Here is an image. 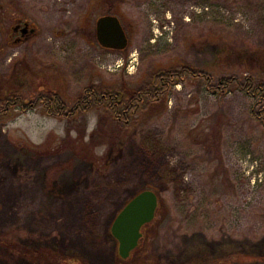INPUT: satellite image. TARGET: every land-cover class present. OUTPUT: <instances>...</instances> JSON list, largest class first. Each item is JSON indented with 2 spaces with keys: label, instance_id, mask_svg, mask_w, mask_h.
I'll return each mask as SVG.
<instances>
[{
  "label": "rangeland",
  "instance_id": "rangeland-1",
  "mask_svg": "<svg viewBox=\"0 0 264 264\" xmlns=\"http://www.w3.org/2000/svg\"><path fill=\"white\" fill-rule=\"evenodd\" d=\"M106 15L125 49L98 45ZM15 18L38 29L22 46ZM182 67L210 82L172 86L129 131L103 107L67 115L86 90L129 95ZM221 78L252 91L216 93ZM259 85L264 0H0V113L27 103L0 122V264H264ZM49 93L63 117L41 104ZM145 190L158 199L146 246L120 261L111 224Z\"/></svg>",
  "mask_w": 264,
  "mask_h": 264
},
{
  "label": "trees",
  "instance_id": "trees-1",
  "mask_svg": "<svg viewBox=\"0 0 264 264\" xmlns=\"http://www.w3.org/2000/svg\"><path fill=\"white\" fill-rule=\"evenodd\" d=\"M247 53L249 52H246V54H244L245 56L242 55V57L244 56L248 60L252 59L255 64L262 63V55L259 52L252 51L250 53V56ZM196 79H200L204 84H208L211 77L207 74H201L197 71H194L188 67L160 71L151 76V79L147 84L129 95H126L122 90H119L120 92L102 91L100 93L93 91V94L88 95L91 104L86 105V103H82V98L81 100H79V102L75 103L74 109L71 112L69 111V114L67 115L75 114L76 116L79 114H83L88 110L90 111L91 109H93V107H103L106 113L110 114V116L114 117L118 122L120 121V123L124 124H121L122 126L119 128L121 132H124L130 126L132 127L133 124L136 123L138 119L135 118L137 116H143L151 108L158 106L164 100L167 92L172 86L179 83L190 82ZM252 84L253 82L251 79H247L244 86H242L240 82L235 78H221L217 82V87L215 88L214 92L220 90L219 93L224 95L230 91L239 89L249 94V92L252 91ZM254 91L255 93L264 91V87L259 85V87H257ZM103 93L105 95V99L101 97ZM250 95L255 96V94ZM40 99L42 100L41 104L44 108H46L47 114L59 118L63 117V111L66 110V104L62 100H59L55 94L49 93L48 96ZM119 100H121L122 104L125 105L127 109L126 111L122 109V107L118 103ZM24 102H20L18 99H13V96L12 98H6L4 102V106H6V108L3 109V111L0 113V122H2L5 117L9 116L11 109L19 107L20 109L25 110V104L27 103ZM145 226L146 225L141 228L142 237L138 241L137 247L131 252V254H133L134 252H138V250H140L138 249L139 247L145 248L147 243L145 236L143 238V228Z\"/></svg>",
  "mask_w": 264,
  "mask_h": 264
},
{
  "label": "water",
  "instance_id": "water-1",
  "mask_svg": "<svg viewBox=\"0 0 264 264\" xmlns=\"http://www.w3.org/2000/svg\"><path fill=\"white\" fill-rule=\"evenodd\" d=\"M95 36L99 46L105 49L120 51L128 44L122 25L115 16L98 18ZM157 205L156 194L145 190L134 196L117 214L111 224L110 234L118 243L117 250L121 259H127L137 247L142 237L140 230L153 220Z\"/></svg>",
  "mask_w": 264,
  "mask_h": 264
},
{
  "label": "flooded vegetation",
  "instance_id": "flooded-vegetation-1",
  "mask_svg": "<svg viewBox=\"0 0 264 264\" xmlns=\"http://www.w3.org/2000/svg\"><path fill=\"white\" fill-rule=\"evenodd\" d=\"M36 34H38V29L35 26V24L29 22L28 20L15 18L13 20V24L9 28V32H8L7 36H8V39H9L11 44L22 46V45L28 43L30 40H32L36 36ZM103 49H105V48H103ZM85 93H86L85 97L82 100L81 99H79V100H81L82 103H86V105H89V104H91V102H90L88 95L93 94L94 92H93V90H88V91L86 90ZM101 97L103 99H105L104 93L102 94ZM79 100L75 101V103L79 102ZM64 103H68V102L64 101ZM118 103L120 104L122 109H124L125 111L127 110L125 105L122 104L121 100H119ZM131 128L132 127L130 126L126 131H129V129H131ZM118 260L121 261L124 259H121L118 257Z\"/></svg>",
  "mask_w": 264,
  "mask_h": 264
}]
</instances>
